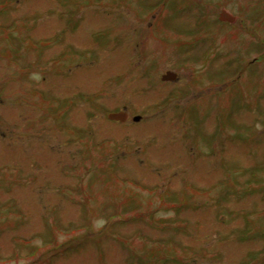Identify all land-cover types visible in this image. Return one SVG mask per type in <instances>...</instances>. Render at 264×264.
<instances>
[{
    "label": "rangeland",
    "instance_id": "374dc122",
    "mask_svg": "<svg viewBox=\"0 0 264 264\" xmlns=\"http://www.w3.org/2000/svg\"><path fill=\"white\" fill-rule=\"evenodd\" d=\"M0 264H264V0H0Z\"/></svg>",
    "mask_w": 264,
    "mask_h": 264
},
{
    "label": "water",
    "instance_id": "95a60500",
    "mask_svg": "<svg viewBox=\"0 0 264 264\" xmlns=\"http://www.w3.org/2000/svg\"><path fill=\"white\" fill-rule=\"evenodd\" d=\"M220 18L221 20H225V21H230V22H234L236 21L237 17L235 15H233L232 13H230L229 11H227L226 9H223V11L220 14ZM177 78V73L173 72V71H168L166 74L163 75V79L164 80H175ZM110 118L112 119H119V120H124L128 117V114L126 112H112L109 115ZM139 116H136L135 119H139Z\"/></svg>",
    "mask_w": 264,
    "mask_h": 264
},
{
    "label": "flooded vegetation",
    "instance_id": "af4514ba",
    "mask_svg": "<svg viewBox=\"0 0 264 264\" xmlns=\"http://www.w3.org/2000/svg\"><path fill=\"white\" fill-rule=\"evenodd\" d=\"M169 71V70H168ZM120 111V110H119ZM129 114V113H128ZM131 116V114H129V117ZM129 117L127 118V119H125V120H123V122H126L127 120H129ZM133 118H134V116H133ZM110 120H113V121H115L116 119H110ZM117 121V120H116ZM118 121H120V120H118Z\"/></svg>",
    "mask_w": 264,
    "mask_h": 264
}]
</instances>
